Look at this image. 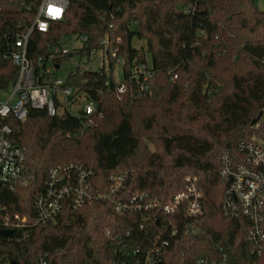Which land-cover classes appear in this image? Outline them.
I'll list each match as a JSON object with an SVG mask.
<instances>
[{
  "label": "trees",
  "instance_id": "trees-1",
  "mask_svg": "<svg viewBox=\"0 0 264 264\" xmlns=\"http://www.w3.org/2000/svg\"><path fill=\"white\" fill-rule=\"evenodd\" d=\"M39 3L0 0V90L17 78L11 54ZM69 35L87 36L85 53L103 48L100 41L108 38L110 69L68 76L66 85L77 93L71 101L75 113L50 115L30 107L25 121H3L26 158L12 188L0 180V204L7 208L0 221L6 212L32 221L34 197L47 171L71 162L95 171L91 182L97 189L107 188L109 175L125 171L120 195L148 191L162 202L195 177L203 211L195 218L156 211L153 218L116 213L105 201L78 209L67 205L55 221L28 228L25 237L22 230L0 236V264H38L40 255L46 264H149L148 249L164 240L168 245L153 264L224 256L228 264H264L247 237L249 220L222 209L226 186L220 175L221 152L235 151L240 140L249 139L252 120L264 111V10L255 0H68L62 20L52 22L48 32H32L28 55H48L50 46ZM135 39L146 42L144 55ZM111 50L123 59V93L111 78ZM139 62L149 65L147 80L130 77ZM82 93L97 102L91 122L80 111Z\"/></svg>",
  "mask_w": 264,
  "mask_h": 264
},
{
  "label": "built area",
  "instance_id": "built-area-1",
  "mask_svg": "<svg viewBox=\"0 0 264 264\" xmlns=\"http://www.w3.org/2000/svg\"><path fill=\"white\" fill-rule=\"evenodd\" d=\"M67 6L68 0H40L32 24L15 41L17 48L11 56L18 66V75L7 97H0V180L11 188L13 186L11 180L18 179L23 172L26 155L23 148L13 144L9 139L12 128L3 121L8 118L25 121L30 107L44 108L50 115H56L60 111L75 113L71 101L75 99L77 93L72 86L66 85L68 76L75 74L77 70L84 72L110 69L108 38L100 41L103 48H93L89 53L81 50L88 40L87 36L75 35L82 41L79 48L65 45L67 37H62L60 45L50 46L48 55L36 57L28 55L27 46L32 32L34 30L48 32L52 22L64 18ZM52 9L59 11L54 14ZM97 52H101L100 67L89 68L77 64L74 69L67 72L66 77L59 76L58 69L63 60L58 59L61 56L73 54V57L78 56L81 61L92 62V57ZM110 54L115 57V68L110 71L111 78L115 80L116 89L123 93L127 89L125 83L119 81L123 78V73L120 70V74L117 75L116 72L117 67L122 66L123 59L117 57L115 50H111ZM150 73L148 63L139 62L132 65L130 77L147 80ZM110 84V79H107L106 85ZM80 99V111L89 118L97 111V102L84 93ZM91 121L89 118V122ZM254 126L252 136L240 140L235 151L224 149L220 154V175L226 186L222 209L226 215L242 216L249 220L247 237L253 242V251L264 255V113ZM94 174L92 168L74 162L49 168L42 189L34 197L35 218L29 221L26 216L15 214L13 217L6 212L4 221H0V230L13 231L12 236L6 237H13L16 230H22V237H25L28 235V228L55 221L67 205L78 209L92 201L110 202L114 212L119 214L141 212L153 218L156 211L167 215L182 212L192 218L198 217L203 211V191L195 177H187L185 187L175 192L168 201L162 202L152 197L148 191L120 195V192H124L127 182L128 173L125 171L109 175L107 188L103 190L92 185ZM6 210L7 208L0 204V211ZM188 229L192 231V226H188ZM176 232L177 227H174L171 233ZM109 233L107 230V234ZM167 245L168 241L164 240L162 244H155L148 249L146 260L149 264L159 259ZM46 262L44 255L38 257V264ZM195 264L228 263L224 256L219 261L200 259Z\"/></svg>",
  "mask_w": 264,
  "mask_h": 264
},
{
  "label": "rangeland",
  "instance_id": "rangeland-1",
  "mask_svg": "<svg viewBox=\"0 0 264 264\" xmlns=\"http://www.w3.org/2000/svg\"><path fill=\"white\" fill-rule=\"evenodd\" d=\"M255 1L257 3L258 7L260 9L264 10V0H255ZM64 42H65V45L71 46L73 48H79L82 44L81 39L77 38L75 35H69ZM134 45L139 49V52L141 55L145 54L146 42L144 40L135 39ZM147 57L149 59L148 55H147ZM92 58H93L92 62H86L84 60L81 61L78 56L63 60L61 62L59 69H58L59 76L63 77V78L66 77L67 72L74 69V67L77 64L82 66V67H89V68L100 67V65L102 64L101 52L95 53ZM120 70H121L120 66L117 67V70H116L117 75L120 74ZM10 88H11V86H9L6 89L0 90V97L6 98L10 92ZM150 147L153 149L154 148L153 144H150Z\"/></svg>",
  "mask_w": 264,
  "mask_h": 264
},
{
  "label": "water",
  "instance_id": "water-1",
  "mask_svg": "<svg viewBox=\"0 0 264 264\" xmlns=\"http://www.w3.org/2000/svg\"><path fill=\"white\" fill-rule=\"evenodd\" d=\"M263 113L264 111L261 110L258 116L252 120L251 125H255L261 119ZM12 234V230H0V236H12Z\"/></svg>",
  "mask_w": 264,
  "mask_h": 264
},
{
  "label": "snow or ice",
  "instance_id": "snow-or-ice-1",
  "mask_svg": "<svg viewBox=\"0 0 264 264\" xmlns=\"http://www.w3.org/2000/svg\"><path fill=\"white\" fill-rule=\"evenodd\" d=\"M51 11L55 14V13H58L59 10L58 9H52Z\"/></svg>",
  "mask_w": 264,
  "mask_h": 264
}]
</instances>
